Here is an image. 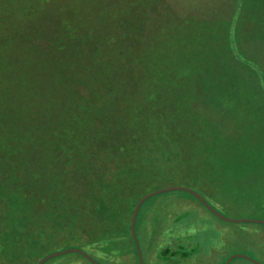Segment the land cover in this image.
I'll use <instances>...</instances> for the list:
<instances>
[{
	"label": "rangeland",
	"instance_id": "374dc122",
	"mask_svg": "<svg viewBox=\"0 0 264 264\" xmlns=\"http://www.w3.org/2000/svg\"><path fill=\"white\" fill-rule=\"evenodd\" d=\"M253 1L255 0H5V3L14 7V11L12 10L6 22L0 23V33L3 35L0 37V86L2 87L0 93H9L10 97H6L9 102L5 106H10V109L14 107V114L20 113L23 123L17 124L18 126L15 123L10 125L12 118L0 114L1 263L37 264L50 253L69 247H79L92 253L101 264H137L132 245L110 252L103 248L104 242L95 243L94 241L90 244L94 235L98 233L99 224L88 222L79 228L74 224L66 227L64 221L60 223V220H64L66 216L64 212L67 208L70 205L74 207L71 201L79 198L74 194L84 185L92 184L97 178L99 169L104 175L112 176L117 165H149L147 162L136 164L123 161L122 155L116 152L118 151L116 146H120L123 142L132 143L136 139L138 141L142 139L138 144L142 155L147 151L142 145H146L147 148H153L151 145L158 146L159 149L155 147L154 153L161 154L158 160L150 165L173 170L174 163L178 162L169 161L168 155L174 157L182 148L190 152L196 140L203 142L210 139L206 135L207 131L194 130L186 125V121L180 129L177 117L162 115L157 109H153L152 114L150 112L151 108L157 105H174L180 97H184L186 101L198 99L197 95H192L194 91L187 85L184 87L182 84H171L169 80L159 85L154 82L150 85L135 83L137 90L134 91L120 82L108 84L106 88L101 85L96 87L91 84L90 77L96 70L113 69L117 75L127 70L120 66V63H124L125 60L122 54L125 36L121 33L117 19L126 18L131 14L133 16L131 8L135 4L140 7L143 3L147 15L134 17L135 22L132 24L136 28H141L145 23L141 32H145L146 36L149 35H147V28L154 25L162 37H172L171 40H177L178 36L186 39L199 38L207 46L209 56V46L216 47L221 36L220 27H230L232 30L238 27L239 36L241 33L251 35L252 42L246 43L245 46L249 53L250 47H254L255 58L258 59L254 61L256 63H259V60L264 61V43L255 42L260 38L258 37L260 35L256 33V23L252 20L248 22L247 19V9L254 7ZM125 8H128L127 11ZM255 10L259 16V9ZM9 25L17 26L16 34L14 33L13 36L18 39H25L27 36L30 40L24 43L22 48L15 41L5 43L4 36L11 33L9 29L8 31L6 29ZM197 27L199 28L196 30ZM250 27L252 28L249 29ZM243 29L247 30L243 32ZM18 31H21L22 36L17 35ZM69 36H72L70 40H68ZM167 55V51H163L162 48L160 61L163 66L154 68L156 71L170 70L174 73L175 62H171L172 65H170ZM54 57L61 60V67L68 72L69 78H64L65 81L71 77L79 81L74 93L72 90H67L65 86H51V77L45 70H49L47 66ZM35 62L44 66L45 69L40 65L36 67ZM234 64L238 72L244 70L242 73H237V76H251L249 78L251 82L254 80V74L256 76L254 71L245 70L239 60L235 59ZM88 65L91 66L90 70L87 69ZM21 71L25 75L23 79L18 76ZM127 76L128 74L125 77ZM151 88L154 89L151 90ZM219 93L218 91L216 95ZM37 95L41 97L38 98ZM68 98L76 99L72 106L76 108L77 113H82L81 121L84 127L76 135V141L82 146L80 145L75 155L77 158L72 161V164L66 165L60 162L58 165H48L64 152L62 148L64 141L69 148L76 146V143L73 144L75 138L71 140L67 134L76 122L74 119L69 120L66 116L68 114L66 108H70L65 105ZM238 101L237 99L234 108L244 109L246 106ZM218 103L219 106L205 104L198 107L210 120L230 128V117L225 116L230 112H226V108L220 102ZM133 104H143L144 109L139 119L135 121L138 132L133 127V119L127 120L124 116L120 117L122 109ZM149 105L151 107H148ZM46 107L54 117H42L41 114ZM252 107L257 108L258 113L255 115L256 118L253 116L250 120L259 134L257 137L250 136L253 149L244 150L237 147L234 151L235 154L237 153V159L233 160L231 165H218L212 161V158L209 162L191 161L179 164L191 165L190 170H193L191 184L189 181L180 183L194 187L215 208L218 207L217 202L221 205L232 202L231 197L222 193L228 180L235 179V184L238 181L243 194L245 193L243 186L248 189L252 186L253 189L256 184L262 183L263 186L255 187L259 192L254 194L255 199H264V161H259L262 157L264 159V156H259L258 151L264 136V100H256ZM34 113L40 114H37L39 119H35ZM76 120L78 122L80 118ZM123 121L129 124V131L128 128L120 129ZM37 127L43 130L62 128V132L65 129L66 137L61 136L63 139L56 144V138L41 137L40 130L36 131ZM154 131L157 132L154 134ZM14 133L17 136L28 133V138L32 134H40V138L37 139L38 141L34 138L37 142L22 145V149V146L16 145L13 138L12 143L6 147L9 137ZM238 138L239 145L246 141L243 135H239ZM65 149L68 150L66 147ZM246 153H252V155H244ZM49 157L53 161H50ZM77 166L80 170L72 181L70 194L65 196L61 189L62 185L67 183L66 169L77 168ZM211 174L214 179L218 178L213 186L205 182V176ZM200 177L204 183L201 182ZM16 184H19L16 189L20 190L17 193H12L9 188L3 187ZM171 185L178 184L169 182L168 186ZM66 186L68 187V184ZM201 187H205L206 190ZM173 194L158 195L146 202L143 207L144 215L148 216L157 211L160 204L165 218L164 223L160 222V227L163 228L164 224L172 222L179 214L190 210L184 219H187L190 225L196 226L199 223L203 226L202 233L197 240H194V244L197 246L201 242L202 251L214 248L215 254L220 249L225 250V253L217 256L219 260L214 258L218 264H223L229 255L231 257L237 253L250 256L264 264L263 223L221 220L202 207L198 200L180 196L181 194L170 197ZM86 197L87 195L82 200ZM233 197L238 199L240 203L238 205L241 206L258 205L252 197L247 198L241 195ZM244 210L240 207L238 210L240 214L231 209L218 211L231 218L264 220V210L250 208L247 212L241 213ZM96 222L100 223L99 220ZM185 231L180 229L174 232L173 236L182 235ZM161 233L156 236V243L149 254L143 248L145 264L162 262L157 257L158 249L164 243ZM224 237L231 238L229 246L223 243ZM5 248L6 250L3 251L2 249ZM12 248L16 250L12 251ZM43 264L94 263L80 252H69L52 257Z\"/></svg>",
	"mask_w": 264,
	"mask_h": 264
},
{
	"label": "trees",
	"instance_id": "16d2710c",
	"mask_svg": "<svg viewBox=\"0 0 264 264\" xmlns=\"http://www.w3.org/2000/svg\"><path fill=\"white\" fill-rule=\"evenodd\" d=\"M241 3H243V1ZM252 3L254 4V7L247 9V19L249 20L248 22L252 20L253 23H256V33L260 35L258 36L260 38L257 39L259 41L255 42H258L257 44H262L264 43V0H255ZM256 5L258 6L256 7ZM138 6L139 5L135 4L133 6L134 8H131L132 12L134 13L133 16L131 14L126 16V18L122 17L120 20L119 18L117 19V23H120L119 28L121 33L125 36V38L123 37L124 50L122 51V54L125 56V60L124 63H120V66L121 68H126L127 70H124V73H119L118 70V75L113 71V69L109 71H93L90 77L92 81L91 84L96 87L105 86L104 88H106L108 84L120 82L124 84V86H127V88L134 91L137 90L135 83L150 85L154 82L156 85H159L166 82L165 80H169L171 84H182L184 87L187 85L188 88H191L190 90L194 91L192 95H197L199 97L198 99L186 101L184 97H180L176 104L170 106H167L168 104L157 105L155 108H151L150 112L152 114L153 109H157L162 115L166 114L172 118L177 117L180 129H182V125L186 121V125H188L190 128H193L194 130L207 131L206 135L210 140L202 142V140L198 139L194 142L190 152L189 150L187 151L186 149L182 148L178 150V155L176 154L174 157H170L168 155L169 161L178 162L174 163L175 169L173 170H168L165 168L161 169L158 167V165H150V163L156 162L159 155L161 154L159 152L154 153L158 146H155V148L154 145H151L153 148H147L146 145H142L144 149H147L146 154L142 155L140 150L141 148L138 145L142 139L138 141L135 138V142H128L129 144L125 142L121 143L120 146H116V150H118L116 152H119L122 155L123 161L136 164L147 162L149 165H117L112 176L104 175L101 172V169H99L97 172V178L95 181H93L94 184L90 183L91 186L90 184L87 186L84 185L74 194V196H79V198H75L71 201L74 207L70 205V207L67 208V211L64 212L66 216L64 217V220H60V223L64 221L66 227L67 225L74 224V226L79 228L88 222L99 224L100 228H97L98 233L94 235V238L90 241V244L94 243V241L95 243L104 242L105 245L103 248L110 252H115L121 247L124 248L127 245H132L137 257L136 262L137 264H140L137 244L132 233V216L134 208L139 199L153 190L167 187L169 182L174 184H182L180 183L181 181H189L191 184L190 180H192L191 178L193 171L190 170L192 169L191 165L179 164L190 163L191 161L209 162V159L212 158V161L216 162L218 165H231V162L237 159V153L235 154L234 152L237 150V147H241L244 150L253 149L250 144V136L257 137L259 134L257 133L256 127L253 126V123L251 122L252 120L250 119H252V117L258 113L257 108L254 109L252 107L253 104L258 99L264 100V61L259 60V63L254 61V59H256L254 47L249 46V53L247 47L245 46L246 43L252 42V39L250 38L251 35L241 33V36H239L238 27L234 28L233 30L230 27H220L221 29H219V31L221 36L216 47L209 46V56L207 55V46L204 45L203 40L199 38L186 39L180 38L178 36L177 40H171L172 37H162V34L156 30V26L154 25H151L147 28V35H149L146 36L145 32H141L145 23L141 28H136L132 24L135 22L134 17L138 18L146 14V10L143 8L144 3L142 6L141 4L140 7ZM128 8H125V10L127 11ZM255 9H259V16L257 15ZM12 10L14 11L13 6L5 3V0H0V23L6 22V19H8V16ZM16 27L17 26L11 25L6 27L7 31L9 29L11 33H7L6 31L7 35L4 36V41H6L5 43L7 44L11 41H15L18 43L17 45L22 48L24 43H28L30 40L27 36L26 38L28 40L26 38L18 39L17 37L13 36L14 33L16 34ZM198 28L199 27H197L196 30ZM251 28L252 27L249 29ZM244 30L247 29H243L242 31L244 32ZM214 34H216V31H214ZM17 35L22 36L21 31H18ZM0 37H3L2 33H0ZM71 38L72 36H69L68 40ZM162 48L163 51L165 50L168 53L167 56H169L168 59L170 61V65H172L171 62H175L176 70L174 73L170 70L163 72L161 70L156 71L154 69L159 65L163 66L162 62L160 61ZM235 59L242 63L241 65L245 70L251 69L256 73L257 77L253 73L254 80L252 82L249 79L251 76H237V73H242L244 70H242V72L237 71L238 68L236 67V64H234ZM256 60L258 61V59ZM35 64L36 67L40 65L37 62H35ZM40 66L45 69L44 66ZM47 69L49 70L45 71L51 77L50 83L52 87H55V85H61L65 86L67 90H72L73 93L75 92L79 81L73 77H71V79L68 81H65L64 78H69V75H67L68 72H66L61 67L60 59L54 57V59L48 64ZM87 69L90 70L91 66L88 65ZM126 74H128L127 77H125ZM162 75H164V77H162ZM18 76L23 79L25 75L21 71ZM1 88L2 87L0 86V90ZM153 89L154 88H151V90ZM218 91L220 93L219 95H216ZM7 96L10 97L9 93H0V114L4 116H10L12 118L10 120V125L15 123L16 126H18L17 124L23 123V120H21L22 116H19L20 113L14 114V107L10 109V106H5V104L9 102V100L6 99ZM37 97L40 98L41 96L37 95ZM237 99L239 100L238 103L244 104L246 106L244 109L237 110L234 108L236 107L235 102ZM75 102L76 99L68 98V100L65 102V105L70 107L66 108L68 113L66 115L67 118L69 120L74 119L76 121L74 122L75 124L72 123L73 126L70 127L69 132H67V134L71 137V140L75 138V140H73V144L76 143V146L74 145L69 148L66 146V142L64 141L62 147L64 152L61 153L60 157H56L54 162H49L48 165H58L60 162L70 165L72 164V161L76 160L75 158H77L75 155L77 151H79L80 145L82 146V144L76 141V135L82 130L84 125L81 121L82 113H77L76 108L72 106ZM218 102H220L221 105L226 108V112H230V114H225V116L230 117L232 128H227L226 125L223 126L222 123L215 122L212 119L210 120L209 117H206L203 113H201L198 107V105L205 104L208 106H219ZM142 105L143 104H133L126 106L122 109L120 116H124V118L127 120L133 119V127L137 132L138 129L135 126V121L136 119H139V115H141V113L144 111ZM148 107H151V105ZM145 111H147V109ZM180 113L181 115H179ZM37 114L40 115L39 113ZM37 114L34 113L36 116L35 119H39ZM41 115L42 117L47 116V118L54 117L47 107ZM77 118H80L78 122L76 120ZM35 122L37 121L35 120ZM122 123L123 124L120 129L128 128L129 131V124L125 121ZM38 129L39 127H37L36 131H38ZM61 129L46 128L43 130L40 128L39 132L42 134L41 137L56 138L57 144L59 140H62L64 137H66L65 129L64 132H62ZM156 132L157 131H154V134ZM40 134H32V136L28 138V133L22 134L20 136H17L14 133L13 136L9 137L6 147L12 143L13 138L15 139L16 145L18 147L29 144L33 141L37 142V139L40 138ZM239 135H243L244 139L246 140L242 142V145H239ZM61 136H63V138ZM34 138L37 141H35ZM65 147L68 148V150H66ZM22 148L23 146L21 149ZM158 149L159 148H157V150ZM138 150L140 152H138ZM258 151L259 156H264V136ZM47 154L49 153L47 152ZM244 155L250 156L252 153H246ZM49 160L53 161L51 160V157H49ZM259 161H264L263 157ZM76 163L77 162H75V164ZM157 167L158 169H156ZM79 170L80 168L78 166L77 168L71 167L66 169L67 183H64L61 189L63 190L62 193L65 196L70 194L71 187L73 185L72 181L74 178H76L77 171ZM205 177V182L211 186L215 185L216 180L218 179H214L212 174L209 176L206 175ZM199 179L202 183H204L201 177ZM237 180L238 179H236V181ZM226 182L227 184L224 186L222 193L231 197L232 202L227 203V205H221L217 202L216 204L218 207H220H216L218 210L224 211V209H231L236 213H239L238 210L240 207L245 209L241 213L247 212V210L250 208L264 210V199H255L254 194L259 192L255 189V187H259L261 185L263 186L262 183L256 184L253 189L252 186H250L249 189L243 186V190L245 192L243 194V192L240 190L241 188L239 187L240 184H238V181L236 184L235 179L228 180ZM66 184H68V187ZM182 185L189 186L188 184ZM18 186L19 184L14 186L4 185L3 187L9 188L12 193H17V191H20L16 189ZM205 187L207 188V186ZM205 187L201 188L206 190ZM167 193L173 194L170 195V197L174 195L177 196L176 194H181L180 196L183 195L184 197H192L198 200L202 207L210 211L217 218L224 220L213 213L195 194L187 190H171L159 193L147 199L142 204L138 213L136 231L142 250L145 248L146 253L149 254V251L153 250L152 247L156 243V236L162 232L161 234H163L162 239L164 240V243L160 245L157 255L159 260L162 261L160 264H218V261H216L214 258L218 259L219 257L217 256L225 253V250L220 249L219 252L215 254L214 248L202 251L201 242L197 246L194 244V240H197L201 235L203 226L199 223L196 226L190 225L189 221L184 219L186 216H188L190 210L179 214L172 222H167L164 224L163 228L160 227V222L164 223L165 218L163 217L164 215L162 214L161 208L159 206L160 204L158 205L157 211L149 214L148 216L144 215L143 207L146 202L158 195ZM85 195H87L86 199L82 200ZM240 195L246 196L247 198L252 197L253 200L257 201L258 205H238L240 204L238 203V199H235L233 196ZM90 206H92L91 209ZM98 220L100 223L96 222ZM180 229H185L186 231L182 233V235L177 234L174 237L173 233L179 231ZM224 239L225 241L223 240V242L229 246L231 238L224 237ZM2 250L5 251L6 248ZM14 250L16 249L12 248V251ZM89 254L93 257L92 253ZM143 255H145L144 251ZM226 261L224 260L223 264H225ZM230 264L257 263L247 257L239 256L234 258Z\"/></svg>",
	"mask_w": 264,
	"mask_h": 264
},
{
	"label": "water",
	"instance_id": "95a60500",
	"mask_svg": "<svg viewBox=\"0 0 264 264\" xmlns=\"http://www.w3.org/2000/svg\"><path fill=\"white\" fill-rule=\"evenodd\" d=\"M171 190H187L193 194H195L213 213H215L217 216H219L222 219L228 220V221H236V222H261L264 223V220H258V219H247V218H231V217H227L226 215L222 214L221 212H219L213 205H211L198 191H196L194 188L190 187V186H186V185H171V186H167V187H162L156 190H153L147 194H145L137 203L134 214H133V218H132V233L133 236L135 238L136 244H137V248H138V252H139V257H140V264H144V256H143V251L142 248L140 246V242L138 239V235H137V231H136V222H137V217H138V213L140 211V208L142 206V204L149 198L159 194V193H163L166 191H171ZM69 252H80L82 254H84L88 259H90L94 264H101L99 261H97L94 257H92L89 253H87L85 250L79 248V247H69L60 251H56L53 253H50L49 255L45 256L44 258H42L37 264H43L45 263L48 259L64 254V253H69ZM239 256H243V257H247L251 260H253L254 262H256L257 264H263L260 261L247 256L245 254H233L231 257H229V259L227 260V262L225 264H230V262Z\"/></svg>",
	"mask_w": 264,
	"mask_h": 264
},
{
	"label": "crops",
	"instance_id": "0c3cea01",
	"mask_svg": "<svg viewBox=\"0 0 264 264\" xmlns=\"http://www.w3.org/2000/svg\"><path fill=\"white\" fill-rule=\"evenodd\" d=\"M224 220H225V219H224ZM227 221H228V220H227ZM223 243H224V242H223ZM224 244H225V243H224ZM142 251H143V250H142ZM143 256H144V255H143ZM231 256H232V255H231ZM228 259H229V258H228ZM228 259H227V260H228ZM226 262H227V261H226ZM226 262H225V263H226ZM231 262H232V261H231ZM231 262H230V263H231ZM144 264H145V260H144Z\"/></svg>",
	"mask_w": 264,
	"mask_h": 264
},
{
	"label": "flooded vegetation",
	"instance_id": "af4514ba",
	"mask_svg": "<svg viewBox=\"0 0 264 264\" xmlns=\"http://www.w3.org/2000/svg\"><path fill=\"white\" fill-rule=\"evenodd\" d=\"M0 264H4V262H3V263H1V261H0Z\"/></svg>",
	"mask_w": 264,
	"mask_h": 264
}]
</instances>
